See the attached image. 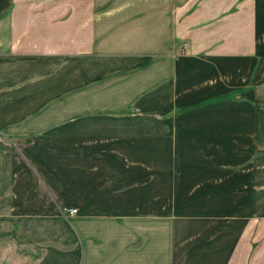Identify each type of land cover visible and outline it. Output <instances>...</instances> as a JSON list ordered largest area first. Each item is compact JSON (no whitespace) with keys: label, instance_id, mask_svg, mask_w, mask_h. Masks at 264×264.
I'll list each match as a JSON object with an SVG mask.
<instances>
[{"label":"crops","instance_id":"obj_1","mask_svg":"<svg viewBox=\"0 0 264 264\" xmlns=\"http://www.w3.org/2000/svg\"><path fill=\"white\" fill-rule=\"evenodd\" d=\"M5 207L79 245L34 263L264 264V0H0Z\"/></svg>","mask_w":264,"mask_h":264},{"label":"rangeland","instance_id":"obj_2","mask_svg":"<svg viewBox=\"0 0 264 264\" xmlns=\"http://www.w3.org/2000/svg\"><path fill=\"white\" fill-rule=\"evenodd\" d=\"M263 156V155H262ZM9 205H6L8 207ZM5 209L0 211V223L7 224L6 226H2L0 228V258L5 259V263L0 264H39L40 261H27V256H31L32 254H36L44 249H54L59 252H72L79 246L75 243H68L69 241H65L64 235H59L56 238H51L48 236V230L42 228L38 232L39 238L32 237V234L28 230H21L18 226L16 229H13L12 221H16L17 218H28V214L21 215H13L11 210ZM67 210L63 209L62 216L65 217L68 223L72 222V218L77 214L70 215ZM76 210V209H75ZM16 217V219H15ZM166 218L168 216H165ZM6 227V228H5ZM42 230V231H41ZM67 239V238H66ZM9 258L8 260L6 259Z\"/></svg>","mask_w":264,"mask_h":264},{"label":"built area","instance_id":"obj_3","mask_svg":"<svg viewBox=\"0 0 264 264\" xmlns=\"http://www.w3.org/2000/svg\"><path fill=\"white\" fill-rule=\"evenodd\" d=\"M68 211V213L70 214V215H75V214H77V210H75V209H70V210H67Z\"/></svg>","mask_w":264,"mask_h":264}]
</instances>
